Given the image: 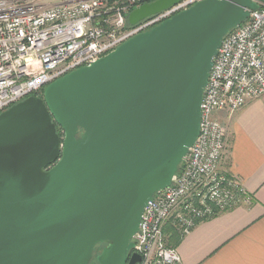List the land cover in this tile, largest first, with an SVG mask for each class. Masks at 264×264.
Returning a JSON list of instances; mask_svg holds the SVG:
<instances>
[{
	"label": "water",
	"instance_id": "95a60500",
	"mask_svg": "<svg viewBox=\"0 0 264 264\" xmlns=\"http://www.w3.org/2000/svg\"><path fill=\"white\" fill-rule=\"evenodd\" d=\"M259 2L200 1L0 113V264H91L100 246L97 264L141 262L142 214L196 141L224 37Z\"/></svg>",
	"mask_w": 264,
	"mask_h": 264
},
{
	"label": "built area",
	"instance_id": "2783aa9c",
	"mask_svg": "<svg viewBox=\"0 0 264 264\" xmlns=\"http://www.w3.org/2000/svg\"><path fill=\"white\" fill-rule=\"evenodd\" d=\"M154 0H0V113L74 70L90 65L134 36L203 0H181L135 25L129 13ZM264 95V2L231 29L213 58L202 101L200 131L172 184L146 206L130 252L139 264H181L167 225L184 235L199 222L252 198L221 169L229 115Z\"/></svg>",
	"mask_w": 264,
	"mask_h": 264
},
{
	"label": "crops",
	"instance_id": "0c3cea01",
	"mask_svg": "<svg viewBox=\"0 0 264 264\" xmlns=\"http://www.w3.org/2000/svg\"><path fill=\"white\" fill-rule=\"evenodd\" d=\"M216 116L228 135L221 169L240 179L252 202L199 222L187 234L170 224L165 232L174 231L169 243L181 264H264V95L233 115L222 110Z\"/></svg>",
	"mask_w": 264,
	"mask_h": 264
},
{
	"label": "rangeland",
	"instance_id": "374dc122",
	"mask_svg": "<svg viewBox=\"0 0 264 264\" xmlns=\"http://www.w3.org/2000/svg\"><path fill=\"white\" fill-rule=\"evenodd\" d=\"M173 233H174V231H172V233H171V231L168 233V239H169V242H170V239H171ZM171 234H172V235H171ZM170 235H171V236H170ZM101 250H102V246L99 247V248H97V253L95 254V257H96V255H97ZM93 264H97L96 259H94Z\"/></svg>",
	"mask_w": 264,
	"mask_h": 264
},
{
	"label": "trees",
	"instance_id": "16d2710c",
	"mask_svg": "<svg viewBox=\"0 0 264 264\" xmlns=\"http://www.w3.org/2000/svg\"><path fill=\"white\" fill-rule=\"evenodd\" d=\"M58 130H59V132L61 133V128L60 127H58ZM182 166V165H181ZM174 235H176V237H177V240H179L180 238H181V236L178 234V233H175ZM132 244V243H131ZM131 244H130V247H131ZM101 247V246H100ZM103 247V246H102ZM99 248V247H98ZM96 253H97V251H96ZM95 253V254H96ZM94 259H96V257H94ZM94 259H93V261H94ZM93 261L91 262V264H93Z\"/></svg>",
	"mask_w": 264,
	"mask_h": 264
}]
</instances>
